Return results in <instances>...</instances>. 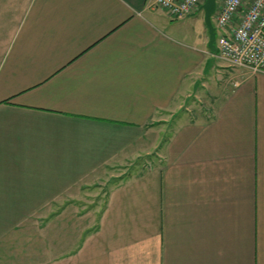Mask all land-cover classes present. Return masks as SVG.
<instances>
[{
    "label": "crops",
    "instance_id": "obj_1",
    "mask_svg": "<svg viewBox=\"0 0 264 264\" xmlns=\"http://www.w3.org/2000/svg\"><path fill=\"white\" fill-rule=\"evenodd\" d=\"M200 12L0 0V264H264V73Z\"/></svg>",
    "mask_w": 264,
    "mask_h": 264
},
{
    "label": "built area",
    "instance_id": "obj_2",
    "mask_svg": "<svg viewBox=\"0 0 264 264\" xmlns=\"http://www.w3.org/2000/svg\"><path fill=\"white\" fill-rule=\"evenodd\" d=\"M204 0H154L173 19L200 10ZM218 56L230 67L264 73V0H221L212 16Z\"/></svg>",
    "mask_w": 264,
    "mask_h": 264
},
{
    "label": "water",
    "instance_id": "obj_3",
    "mask_svg": "<svg viewBox=\"0 0 264 264\" xmlns=\"http://www.w3.org/2000/svg\"><path fill=\"white\" fill-rule=\"evenodd\" d=\"M216 1L217 0H204L201 6V10L203 12V20L208 35L207 47L213 52H216L217 49L215 45V27L213 26L211 18L215 12Z\"/></svg>",
    "mask_w": 264,
    "mask_h": 264
},
{
    "label": "rangeland",
    "instance_id": "obj_4",
    "mask_svg": "<svg viewBox=\"0 0 264 264\" xmlns=\"http://www.w3.org/2000/svg\"><path fill=\"white\" fill-rule=\"evenodd\" d=\"M220 1H221V0H217V1H216V7L219 6ZM198 20L200 21V24H202V26L205 27L204 20H203V12H200V14H198ZM212 20H213V19H212ZM205 28H206V27H205ZM206 32H207V29H206ZM175 118H177V116H176ZM175 118H174V119H175ZM171 123L174 124V123H175V120L172 119Z\"/></svg>",
    "mask_w": 264,
    "mask_h": 264
}]
</instances>
